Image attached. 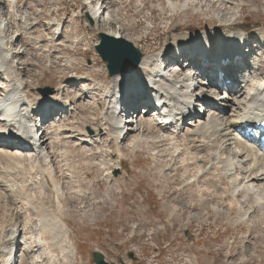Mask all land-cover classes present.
<instances>
[{
    "label": "rangeland",
    "instance_id": "obj_1",
    "mask_svg": "<svg viewBox=\"0 0 264 264\" xmlns=\"http://www.w3.org/2000/svg\"><path fill=\"white\" fill-rule=\"evenodd\" d=\"M108 1L112 2V5H110L111 2L108 3L107 18L109 20H100V17H96V14L92 12V7L97 10L104 5V1L100 0H0V26L7 27V31L3 32L7 38L5 43L11 42L7 44L6 49L10 53L18 52L14 58V63L17 62L20 65H16V74L24 83L23 91L29 100L35 101L41 95L38 89L42 88H51L54 91L60 89L59 93L63 94L61 95L63 102L66 99L75 98V104L65 107L64 111H60L56 105H53L52 112H60L57 116L59 118L55 117L53 121L50 117L48 120L45 119L40 132H36L37 136L46 141L44 145H47L48 152L60 154L63 149L70 152L66 161L61 156L52 154L50 166L58 192L55 188L52 191L41 190L37 186L38 183L30 181L27 173L37 164L34 158H27L31 152L21 153L24 174L17 177L14 174L17 169L13 167V163L0 158V256L4 248L15 239L21 242V248L19 247V252L14 259L15 264H72L70 262L72 258L68 261L60 258L61 253L57 246L50 244L47 245L48 249H45L46 247L40 244L39 240L48 243L54 238L53 236L55 241L57 239L62 241V236L56 237L59 235L58 231L57 235L47 232L40 236L43 232L37 221L38 218L39 221L43 218L33 209L34 202L37 201L49 209H45L49 212L43 213L44 215L51 214L56 219H60L62 224L58 225H61L63 230L65 227L70 230L69 238L77 254L75 264H93L91 252L98 250L102 251L107 259L116 260V257L121 256L126 249L134 245L140 246L142 259L140 264H146L152 249L150 241L147 240L146 231L156 224L165 229L162 235L160 230L158 236L160 241L164 239L165 243L161 241L159 245L162 253L167 256L176 257L179 253H169V255L162 250L164 246H169L170 252L177 249L187 250L186 256L196 257L197 264H264V221H262L264 215L259 210L260 206L254 207L253 210L250 206L251 198L245 202L244 196L240 195L237 197L239 205L246 212H250L247 224L235 226L226 224L228 217L224 218L223 213L225 203L231 197L230 191L226 190V181H223L226 184L221 183L217 186L214 182L209 186H203V180H200L195 186V183H190L191 180L182 177L183 171L177 167L178 165L172 166L173 162L170 164L165 156L167 153L158 146L160 144H154L158 135L157 126L152 122L151 117L147 119L154 127L153 131L140 134H144V138L152 144L140 145L135 149L131 147L128 138L125 142L115 143L103 134H101L102 138L98 136L99 139L88 146L69 138L70 140L60 143H66L65 145L56 147L53 139L51 140L53 135L50 133L53 125H56L54 128L58 125L63 127L71 125L75 131L84 130L88 135L87 138L95 139L92 130L97 128L96 126L102 127L103 122L99 123L98 119L104 109L103 104H108L104 94L112 82L107 76L104 64L95 55L94 45L98 42V32L111 33L119 29V37L130 41L142 52V55L148 56L159 52L165 53L166 50L172 51L173 41L185 32L190 34L208 32L209 29L213 30L230 22L229 24L235 27H241L242 32L251 40L249 43L253 42L250 47L252 59L262 61L264 59V0H257L258 3L255 2L256 0H232V3L229 1L225 5L221 1L213 4L214 0ZM96 2L99 5L95 4ZM170 4L183 5L177 9ZM233 4L245 5L241 14ZM175 11L187 13L180 18L172 14ZM86 13L90 14L89 17L93 13L96 21L90 24ZM190 34L187 33L182 37L196 38ZM139 38L141 42L138 41ZM35 39H40L37 45ZM254 45L259 48L262 46L263 49L262 47L257 49ZM43 49L47 50V53L43 52ZM208 50L213 56L217 54L215 45L209 46ZM76 63L84 65V70L72 68ZM250 66L256 67V63ZM187 71L190 70L185 69L184 72ZM178 74L179 72H175L173 75ZM77 77L92 79L81 81L83 83H80L79 87L76 85ZM2 78L0 76V89L4 84ZM83 86L93 90L94 99L82 95ZM237 90H240L239 87ZM54 91L48 96H53ZM103 91L105 92L102 93ZM97 114L98 117H96ZM41 116L42 112L38 109L32 116V122L37 124ZM206 116H208L207 112L201 118ZM92 118L98 124L92 122ZM0 125L2 128L3 123ZM186 127L190 128V126ZM186 127L182 133H188L189 129ZM166 133L170 134V132ZM138 134V131H134L129 137L135 138ZM79 138L76 137V139ZM0 148L3 146L0 145ZM12 151L16 152L17 149ZM203 155L200 153L199 156ZM237 162H241V159H237ZM91 165L93 166L90 167ZM9 166L14 171H11ZM239 167L236 175L240 174L239 177L244 178V170L241 169V165ZM114 168L119 169V174H114ZM171 168L176 170V173H173ZM69 170L72 173L76 171L78 177L71 179ZM108 171L109 177L106 174ZM9 172H12L15 177ZM70 179L75 185L73 188H71ZM13 183L17 188L15 187L16 190L13 188L12 192L10 186ZM77 185H79L78 188ZM258 185L264 186V180ZM258 185H253L252 189L254 188L255 191ZM19 188L23 189L22 193ZM111 189H116L111 193L112 203L100 202V197ZM222 192L228 193L225 198ZM258 198L264 202V192ZM164 205L176 206L180 211L177 214H180L181 222L174 218L171 220L169 218L170 221H168L170 208L167 211L163 209ZM214 205L222 209L216 212L222 215L215 216V213L211 212ZM96 211H100L98 217ZM230 217L233 221L237 218L236 210L233 209L230 212ZM90 218L95 220L89 221ZM99 222L106 223L107 226H102ZM172 222H174L173 229ZM133 225L136 226L138 234L130 238L129 232ZM47 228L52 231L51 227ZM13 229L17 230V233L11 239L8 235L9 230ZM142 231L146 236L140 234ZM7 240L9 242L4 244ZM25 240V245H22ZM154 242L158 243L156 240ZM27 251L31 253H26ZM226 252H232V255L223 258ZM168 264H184V260L175 258Z\"/></svg>",
    "mask_w": 264,
    "mask_h": 264
},
{
    "label": "bare ground",
    "instance_id": "obj_2",
    "mask_svg": "<svg viewBox=\"0 0 264 264\" xmlns=\"http://www.w3.org/2000/svg\"><path fill=\"white\" fill-rule=\"evenodd\" d=\"M218 1H221V3H223L224 5L229 1L231 3L233 2L232 0H214L213 4L220 3ZM255 2L258 3L257 0ZM106 5L107 2L105 1L104 6L106 7ZM182 5L183 4H177V5L172 4L171 6L172 7L175 6V8L180 9V6ZM233 5L237 7V11L240 12L241 14L245 5L244 4H239V5L233 4ZM107 8H109V4L107 5ZM172 11H174V9H172ZM186 13H187L186 11L172 12L173 15L176 14L180 18H183ZM101 14H103V12ZM89 18L94 22L96 21V17L93 13ZM229 23L222 24L217 28H214L213 30L209 29V31L207 30L208 32L203 31L198 34L195 33L190 34V32H185L183 33L184 35L182 36H185L187 35V33H189L191 36H196V38L195 39L191 37L185 38L181 36L177 40L173 41L172 49H178L179 51H184V52H187L188 49L195 50L197 57L202 60L203 58H206L207 52L209 51L208 50L209 46L211 47L212 45H215L217 49V54L214 56L210 55L211 60L219 61L221 59L222 60L228 59L229 62L234 61V58L240 52L242 43L244 42V40L248 41L249 38L246 34L242 32L241 27H235V25L233 26V24H229ZM14 27H16V25ZM189 29L192 30V28ZM26 30H28V28ZM117 30L118 31L116 32L112 31L111 33H107V34L113 37H119L120 34L119 29ZM186 30H188V28ZM4 31H7V27L3 28L0 26V76L3 77L2 81H4L3 84L4 86L2 85L0 89V92L3 90L1 92L2 99L0 100V119H4V120H1L0 123H5L3 124V127L0 128V137L3 136L1 134H4L6 136H3L2 139L5 138L6 140L11 139L17 142L18 145L19 144L26 145L27 143L29 144V141L31 142V140H33L34 138L35 127L33 128V126H36L37 124H34L32 122V116L35 115L38 109H40L41 112L44 111V114L42 115V118H44L50 115V112L52 110L51 108H53V105L56 106L59 105L61 108L70 107L71 105L75 104V98L72 100L66 99L63 102L61 97V95L63 94L59 93L60 89H56L54 91L55 94L53 96L40 95L37 97L35 101L29 100V98L23 91L24 83L21 81L19 75L16 74V69H17L16 65L18 63L17 62L14 63V58L15 55L18 54V52L16 54L14 52L10 53L7 51L6 49L7 44L8 43L10 44L11 42L7 41L5 43V40L7 38H5L6 37L5 35H3ZM38 40L40 39H35L36 45L39 42ZM138 41L141 42L142 41L141 38H139ZM42 51L47 53V50L45 51V49H43ZM169 53L170 51L166 50L165 53L159 52L156 55L144 56L143 54L141 62L139 63L138 67L134 70L133 73L117 74L110 78L112 82L110 83L111 86L106 88V93L104 94V99H106V102L108 101V104H103L102 108L104 109L102 110L99 119L97 118L99 123L103 122L102 127L96 126L97 128L92 130L95 139H93L92 137H90V139L87 138L88 135L86 131L84 130L80 132L75 131V129H73L71 125L64 127L58 125L56 128H54V126L56 125H53V128L51 129L49 128L50 133L53 135V138L51 137V140L53 139V142L56 144V147H60L59 145L61 146L65 145L66 143H62V144L60 143L62 141L68 140L69 138H73L75 139V141L76 140L78 142L80 141L79 143L87 144L88 146L90 145V143L96 142L98 136H101L102 138L101 134H103V136L105 135L110 141H115V143H122L123 141L125 142L128 138L130 140L131 147H133L134 149L140 145L148 146L149 144H152L147 139L144 138L143 136L144 134L143 135L140 134V133L147 134L150 132V130L153 131L154 127L151 125L150 121L147 119L146 116L143 118L136 119L135 123H130L133 121L132 117L124 119L123 120L124 123H122L120 118L118 119L115 117L118 111L122 112L123 110V106H124V103H122L123 100L128 98L130 102H133V99L130 98L135 97L136 93L134 92V90L136 88L137 90L141 88V90H144L145 92L148 91V89H150L151 94H153L154 92L153 96L159 98V100H155V101L156 102L160 101L163 104V110L161 111V114L164 115L177 114L180 110L185 109L187 107L192 95L190 92V84L194 83L195 78L194 76H189L188 74H185L184 71H182L181 74H178L177 76L173 74L171 75V73L166 74L165 70L163 72L162 71L163 63L160 62L159 57L160 56L166 57L169 55ZM190 54L192 55V53ZM197 57H192V58L194 59V61L199 62V59ZM188 59L190 58L188 57ZM255 62L257 65L256 66L257 69L256 70H253L252 68L249 69L248 75H246L242 79V82L239 85H237V88L239 87L240 90L236 91L237 89L236 85L230 86V89L224 91L221 97L220 96L217 97L214 100L213 105H210L208 109L203 112V116H205L204 113L206 112L208 113V116H206L205 118L204 117L198 118V120H196V122L192 126H190V128L186 127L187 129H189L188 133H182L183 129L177 132L174 128L171 129L172 130L171 131L166 127L158 126L156 124L157 122L155 123L154 119L151 118L152 122H154L155 125L157 126L156 129L158 136L156 137L158 138L155 139L154 144L157 145L160 144L158 146H160V148H162L163 151L167 153V155L165 156L166 158H168L170 164L173 162V164H171L172 166L178 165L177 167L183 171L182 177H185V179L187 180H191L190 183L192 184L195 183V186L197 185L196 183L200 180H203L202 183L203 186H209L213 182L215 183V186L221 183L223 184L227 183L225 185L227 188L226 190L230 191L231 197L228 200V202L225 203L223 216L224 218L228 217L226 224L230 226L241 225V224L246 225L247 217L249 219L250 212H246L241 207V205H239L237 197H239L240 195L244 196L243 201L245 202H248V199L251 198L250 199L251 208L254 210V207L260 206L259 210L262 212V215H264V202H262L261 198H258L260 197V195H262V192H264V186L258 185L261 181L264 180V157L259 155L257 149L252 148L251 145H247L238 138L239 137L238 134L241 133L240 129L243 128L247 129V127H253L254 125L258 124V121L261 117H264L263 116L264 115V59H262V61L261 59L260 61L258 59ZM258 62L259 64H257ZM18 66L20 65L18 64ZM228 67H230L229 63L227 64V67H225L224 69L229 70ZM204 68L205 67H203V69ZM85 79L89 81L92 78L77 77L75 79L77 82L76 85L79 86L80 83L85 82ZM96 88L98 87L96 86ZM82 91H83L82 93L83 96L90 98L92 97L94 99V94L92 89H89V87L87 86H83ZM210 91L214 92L215 90L211 89ZM104 92L105 91H103L102 93ZM242 92L244 93L242 94ZM97 112L99 114V111ZM151 112H153V114L155 113L154 110ZM196 113H199L198 110L196 111ZM98 114L97 116L96 115L95 116L98 117ZM93 119L94 118H92V122L98 124V122L94 121ZM160 121L163 123L165 122L163 118H161ZM188 123L189 122H187L186 124ZM31 128L32 130L30 131L29 129ZM122 130H129L131 132L138 131L139 134L138 137L130 139L129 135L131 132L128 131L124 133ZM167 131L170 132V134L166 133ZM36 132L37 131H35V134ZM76 137H80V138L76 139ZM37 142L38 144L35 146L34 151H30L31 154L29 155V157L27 155V158L31 157L34 158L35 161H37L35 167L30 169L29 173H27L28 178L30 179L31 182L33 181L34 183H38L37 186H39L41 190L52 191L54 190V188L57 189L54 184L53 171L51 170V166H50L51 158H53L52 154L58 157L61 156V158H63L64 161H66L69 158L70 152L64 149L61 150L60 154H58L59 152H53V151L48 152L47 145H44L46 144L45 143L46 141L42 140V138L40 137L37 140ZM0 149H2L0 150V158L6 160L9 163H13L12 165L15 169H17V171L12 170L10 166L9 169L15 172L14 174L16 175V177L22 176V174H24L22 168L23 167L22 166L23 157L21 156L22 151L20 152V150H17L15 152L12 151L15 149H11V151L5 150L4 148H0ZM50 150L52 149L50 148ZM107 153L110 154L108 151ZM200 153H203L204 155L200 157L199 156ZM153 157L155 156L153 155ZM153 157L151 158L154 159ZM237 159L238 160L241 159V162H237ZM166 165H168V163ZM240 165H241V169H243L245 173L244 178L243 177L240 178L239 177L240 174L236 175V173L239 172ZM92 166L93 165H91L90 167ZM251 166L254 167L251 168ZM171 170L173 173H176V170H173L172 168ZM69 173L71 174V175L69 174L71 176V177L69 176L71 179L78 177L76 171L72 173L69 170ZM106 174L108 177L110 176L109 171ZM11 175L14 176L13 173ZM71 179H70L71 188H73L75 185L74 183H72L73 181H71ZM223 181H226V183H224ZM253 185L254 186L258 185L255 191L253 190L254 188L252 189ZM78 186L79 185H77L76 187L78 188ZM15 187L17 188V186L14 185L13 183V185L10 186V191L13 192V188L15 189ZM109 190H107L100 197L101 198L100 202L112 203L110 200L111 193L116 189H111V191ZM20 192L22 193L23 189H21ZM221 194L224 195L223 198H225L226 194L228 193L222 192ZM34 203H35L34 206L35 208L33 207L34 211H36V213L43 218L42 221H39V218L37 221L39 228L42 229L43 232L42 235L40 236H43L47 232L53 233V235L55 233V235H57V231L59 235L56 237L62 236V241L61 239L60 240L57 239V241H55L54 240L55 236H53L54 238H52L48 243L46 241L39 240L40 244L46 247L45 249H48L47 245L50 244L51 246L52 245L57 246L61 253L60 258L68 261V259L72 258V254L74 250L73 243L69 238L70 230L67 227H65V229L63 230L62 226L58 225V224H62L60 223L61 222L60 219H56L51 214L44 215L43 213L49 212L47 211L49 210L47 207H43L42 206L43 204L37 203V201ZM255 203L258 204L255 205ZM169 208L170 211L167 220L170 221L172 218H174L176 221L181 222L180 214H177L180 211L176 208V206L164 205L163 209L168 211ZM233 209L236 210L237 213V218L234 221L230 217V212ZM221 210L222 209H219L218 205H214L212 206L211 212L215 213L214 214L215 216H220L222 214L221 213L218 214L216 212H220ZM96 212L98 217L100 215V211L99 212L96 211ZM226 213L228 215H226ZM94 220L95 219L90 218L89 221H94ZM262 221H264V219ZM63 222L64 224H66L65 221ZM158 222L159 221H157V223ZM48 226L52 228V231H49V229L47 228ZM159 226L160 227L158 229V232L155 233L156 235L159 233L160 230H162L161 235L165 232L163 226L161 225ZM173 226H174V222H172V229ZM9 231L10 232L8 236H11V239H13L12 237L16 235L17 230L13 229ZM14 240H12V242L8 244L6 248H4L3 250L4 253L0 256V264H9V260L4 261L3 258L7 256L6 251L9 252L10 248H11L10 251H13ZM53 240L54 242H52ZM161 241L162 243H165L163 238L161 239ZM7 242L9 241L8 240L5 241L4 244H6ZM25 243L26 240L22 242V245H25ZM20 244L21 242L17 243V248H16L17 251L12 256L11 264L19 252V247L21 248ZM168 247L169 246L163 247L164 252L168 254L179 253L178 256H184V253L187 252V250L185 249L183 250L177 249L174 252H170ZM26 253H31V252L27 251ZM187 262L188 264H193L194 258H190Z\"/></svg>",
    "mask_w": 264,
    "mask_h": 264
},
{
    "label": "water",
    "instance_id": "obj_3",
    "mask_svg": "<svg viewBox=\"0 0 264 264\" xmlns=\"http://www.w3.org/2000/svg\"><path fill=\"white\" fill-rule=\"evenodd\" d=\"M87 19L91 23V19L86 14ZM99 43L95 46V50L100 60L105 64L108 77L111 78L117 74H131L138 67L142 59V53L128 40L121 37H113L106 33L100 32L97 35ZM43 95L52 93L51 88L38 89ZM118 170L115 174H118ZM93 264H114L108 263L104 256L99 252L91 254ZM129 258L132 255H128ZM120 264H123L121 261Z\"/></svg>",
    "mask_w": 264,
    "mask_h": 264
}]
</instances>
